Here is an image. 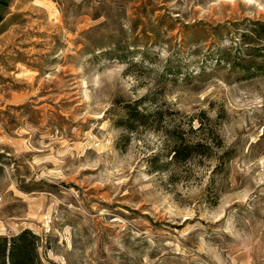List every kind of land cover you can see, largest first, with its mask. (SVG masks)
<instances>
[{"label":"rangeland","instance_id":"1","mask_svg":"<svg viewBox=\"0 0 264 264\" xmlns=\"http://www.w3.org/2000/svg\"><path fill=\"white\" fill-rule=\"evenodd\" d=\"M257 23L264 0H0V235L43 264H264ZM181 137L207 154L172 161Z\"/></svg>","mask_w":264,"mask_h":264},{"label":"trees","instance_id":"2","mask_svg":"<svg viewBox=\"0 0 264 264\" xmlns=\"http://www.w3.org/2000/svg\"><path fill=\"white\" fill-rule=\"evenodd\" d=\"M258 30L253 33L262 35L264 24L257 23ZM245 37L247 36L244 35ZM256 49L260 48H253ZM252 67H257L253 64ZM251 68H248L250 71ZM260 69V68H258ZM132 118H138L140 112L136 111L130 104L126 106ZM136 111V112H135ZM209 147L201 142H187L181 137L173 147L172 161L182 163L188 161L195 155H206ZM0 264H43L40 255V238L32 230L25 229L13 236L0 235Z\"/></svg>","mask_w":264,"mask_h":264}]
</instances>
